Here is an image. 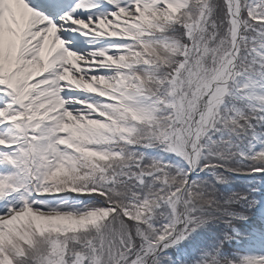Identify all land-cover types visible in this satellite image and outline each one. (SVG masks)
I'll list each match as a JSON object with an SVG mask.
<instances>
[{"label":"snow or ice","instance_id":"6c2138e0","mask_svg":"<svg viewBox=\"0 0 264 264\" xmlns=\"http://www.w3.org/2000/svg\"><path fill=\"white\" fill-rule=\"evenodd\" d=\"M0 264H264V0H0Z\"/></svg>","mask_w":264,"mask_h":264},{"label":"rangeland","instance_id":"374dc122","mask_svg":"<svg viewBox=\"0 0 264 264\" xmlns=\"http://www.w3.org/2000/svg\"><path fill=\"white\" fill-rule=\"evenodd\" d=\"M255 179H257V178H254V177H251V176L247 177V179H241L240 177H235L233 183L238 185V184H240L242 182L254 181ZM224 187L227 188V186H224Z\"/></svg>","mask_w":264,"mask_h":264}]
</instances>
